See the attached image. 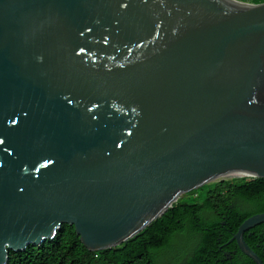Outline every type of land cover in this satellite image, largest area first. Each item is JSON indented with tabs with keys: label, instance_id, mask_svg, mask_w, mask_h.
Returning <instances> with one entry per match:
<instances>
[{
	"label": "water",
	"instance_id": "1",
	"mask_svg": "<svg viewBox=\"0 0 264 264\" xmlns=\"http://www.w3.org/2000/svg\"><path fill=\"white\" fill-rule=\"evenodd\" d=\"M0 0V264L74 226L120 247L204 185L264 178V4ZM230 243L255 264L245 234Z\"/></svg>",
	"mask_w": 264,
	"mask_h": 264
},
{
	"label": "trees",
	"instance_id": "2",
	"mask_svg": "<svg viewBox=\"0 0 264 264\" xmlns=\"http://www.w3.org/2000/svg\"><path fill=\"white\" fill-rule=\"evenodd\" d=\"M262 213L264 178L211 183L182 194L160 219L120 247L90 251L74 226L63 225L45 244L11 252L9 264H255L230 241L244 221ZM245 241L264 263V225L246 233Z\"/></svg>",
	"mask_w": 264,
	"mask_h": 264
},
{
	"label": "bare ground",
	"instance_id": "3",
	"mask_svg": "<svg viewBox=\"0 0 264 264\" xmlns=\"http://www.w3.org/2000/svg\"><path fill=\"white\" fill-rule=\"evenodd\" d=\"M231 3L238 4L235 0H229Z\"/></svg>",
	"mask_w": 264,
	"mask_h": 264
},
{
	"label": "flooded vegetation",
	"instance_id": "4",
	"mask_svg": "<svg viewBox=\"0 0 264 264\" xmlns=\"http://www.w3.org/2000/svg\"><path fill=\"white\" fill-rule=\"evenodd\" d=\"M228 259H230V260H231L232 258L229 256V257H228Z\"/></svg>",
	"mask_w": 264,
	"mask_h": 264
}]
</instances>
